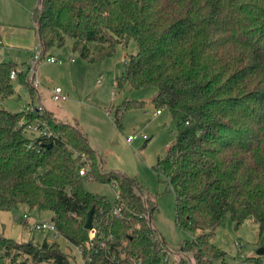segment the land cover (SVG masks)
Returning a JSON list of instances; mask_svg holds the SVG:
<instances>
[{
	"label": "trees",
	"instance_id": "1",
	"mask_svg": "<svg viewBox=\"0 0 264 264\" xmlns=\"http://www.w3.org/2000/svg\"><path fill=\"white\" fill-rule=\"evenodd\" d=\"M32 18L41 58L65 37L86 61L134 41L113 90L153 85L155 110H169L175 136L153 167L174 196L175 224L193 234L168 246L153 223L155 197L143 184L104 167L76 119H57L32 101L19 110L0 104V210L21 203L50 210L47 222L56 233L42 231L80 248L82 264H223L224 250L212 235L225 214L234 228L250 219L261 233L264 0H38ZM15 67V61L0 59V99L14 92L9 74ZM20 68L15 79L33 97L27 64ZM141 105L124 98L111 121L119 128L120 115ZM30 122L45 132L27 129ZM80 167L99 182L115 183L118 198L111 202L84 190ZM91 206L89 237L83 223ZM23 214L16 216L25 225ZM69 258L73 254L61 250L57 239L16 240L0 233V264H69Z\"/></svg>",
	"mask_w": 264,
	"mask_h": 264
},
{
	"label": "rangeland",
	"instance_id": "2",
	"mask_svg": "<svg viewBox=\"0 0 264 264\" xmlns=\"http://www.w3.org/2000/svg\"><path fill=\"white\" fill-rule=\"evenodd\" d=\"M37 2L38 0H0V32L4 34L7 43L3 45L0 42V57L15 61L19 67L24 66L22 62L28 63L33 59L34 51L27 46L36 35L32 11ZM37 41L36 36L35 43ZM70 43L71 39L65 37L61 45L47 49L60 62L50 63L45 57L37 61V74L41 84L34 88L33 97L23 83L13 79L14 92L0 99V104L10 110H19L28 101L41 106L44 102L61 117L75 118L85 130L91 146L102 158L104 167L134 175L147 192L155 197L153 223L167 245L175 246L178 241L189 238L193 233L175 224L174 196L169 185L158 181L153 167L157 156L164 154L166 145L175 136V122L166 107L161 108L160 114L154 113L155 105L150 101L156 90L153 85L134 88L123 85L122 88L113 90V80L123 68L124 56L133 53L136 44L129 39L126 44L117 45L111 56L86 61L71 49ZM57 85L66 94V99L54 102L49 91ZM124 98L142 100V105L126 109L120 115L121 125L117 128L111 121V116L113 108ZM132 133L139 136L131 142L126 141L128 134ZM80 183L89 193L102 195L111 202L115 198L117 186L113 182H99L91 174L85 173L80 177ZM23 213H28L30 223L49 221L51 215L48 209L29 208L24 203L16 209L0 210V233L16 240L33 239L41 242L44 237L49 240L57 239L61 250L74 256V259H68L69 264H79L74 247L68 245L62 237H53L40 229L29 230L20 219L15 218ZM212 241L224 250L223 264H264V228L259 234L258 225L250 219L234 228L228 214H225L215 227ZM235 242H238V246ZM28 264L54 263L42 261Z\"/></svg>",
	"mask_w": 264,
	"mask_h": 264
},
{
	"label": "built area",
	"instance_id": "3",
	"mask_svg": "<svg viewBox=\"0 0 264 264\" xmlns=\"http://www.w3.org/2000/svg\"><path fill=\"white\" fill-rule=\"evenodd\" d=\"M32 50L34 51V53L32 55V58L33 59L30 62L27 63V67H28L27 68V73H28V76L31 78V81H32L33 86L35 88H37L40 85V83H41L40 77L37 74V64H36L37 61L39 59H41V55H42V52H41V43L39 41H37L35 43V45L33 46V49ZM43 57H45L46 60L49 61V62H55V63L57 61L60 62L57 57H54L53 55H51L49 53H47V54L45 53L43 55ZM19 69H21L19 66L11 69L10 74H9L11 79H15L17 77V72L19 71ZM49 92H50V98L54 102H58L60 100L66 99V94H64L61 91V89H60V87L58 85L57 86H54ZM39 107H40V105H39ZM159 111L160 110H158V109L155 110L156 113L159 112ZM26 128L29 129V130H32V131H34L36 133H39V132L44 133L45 132V130H44L43 127H38V125L36 123H34V122L28 123L27 126H26ZM137 136H139L137 133L128 134V136L126 137V141L131 142ZM141 136L142 137H145L144 134H141ZM78 173L79 174H84L85 173V169L83 167H80L78 169ZM114 197H115V199L118 198L117 197V192H115ZM111 209H112V213H116L117 210H118V207H116V206L113 205L111 207ZM21 217H22L23 220H25V221L27 220V215L26 214H23ZM15 218H18V217L15 216ZM25 226L29 230H32V229H41V230H48V231H51V232L56 233V227H55V225L53 223L47 222V221L32 222V223H30L29 221H26L25 222ZM89 230H90L89 231V237H92L93 234H94V229H90L89 228ZM235 244L237 246L238 245V242H235ZM74 249L76 251L77 260H79V264H82L85 261L84 260L85 258H83L81 256V253H80L81 250H80V248H78V247L76 248L75 247ZM86 259H88V258H86ZM108 264H111V263L109 262Z\"/></svg>",
	"mask_w": 264,
	"mask_h": 264
},
{
	"label": "crops",
	"instance_id": "4",
	"mask_svg": "<svg viewBox=\"0 0 264 264\" xmlns=\"http://www.w3.org/2000/svg\"><path fill=\"white\" fill-rule=\"evenodd\" d=\"M35 34V33H34ZM0 42L3 44V45H6L7 43H6V39H5V37H4V34H2L1 32H0ZM35 38H36V35H35ZM35 38L32 40V43H30L27 47H28V49H30V50H32L33 49V46H34V44H35ZM47 53H48V51H47ZM50 54V53H49ZM52 55V54H51ZM54 56V55H53ZM55 57V56H54ZM0 59H5V58H1L0 57ZM49 62V61H48ZM26 63L27 62H22V64H24V66L26 65ZM50 63H55V62H50ZM61 89V88H60ZM40 92V91H39ZM65 100V99H64ZM39 104V103H38ZM42 105L44 106V108H46V109H48V110H51V112L56 116V117H59V118H61V119H67V120H70V119H75V118H67V117H61L58 113H57V111H55L52 107H49V106H46L45 105V103L43 102L42 103ZM161 111L162 110H160L159 112H155V110H154V113H156V114H160L161 113ZM20 206V205H19Z\"/></svg>",
	"mask_w": 264,
	"mask_h": 264
},
{
	"label": "water",
	"instance_id": "5",
	"mask_svg": "<svg viewBox=\"0 0 264 264\" xmlns=\"http://www.w3.org/2000/svg\"><path fill=\"white\" fill-rule=\"evenodd\" d=\"M92 210H93V206H91L86 212H85V219H84V223H83V227L85 229H89L90 225H91V218H92ZM261 251V249H260ZM259 252V250H258Z\"/></svg>",
	"mask_w": 264,
	"mask_h": 264
}]
</instances>
